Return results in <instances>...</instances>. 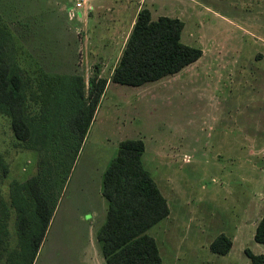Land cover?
Instances as JSON below:
<instances>
[{
    "label": "rangeland",
    "instance_id": "obj_1",
    "mask_svg": "<svg viewBox=\"0 0 264 264\" xmlns=\"http://www.w3.org/2000/svg\"><path fill=\"white\" fill-rule=\"evenodd\" d=\"M74 1L0 0V29L12 38L33 130H43L60 77H83L87 88L95 76L109 81L66 181L58 150L20 141L0 109V264H28L20 221L22 213L35 220V205L25 186L50 167L58 168L52 190L63 191L33 264L101 256L103 177L128 139L146 144L144 167L170 206V217L148 232L163 264H252L247 249L264 254L255 241L264 218V0H96L93 12L71 21ZM143 9L154 21H183L182 42L203 57L139 88L114 84ZM221 234L233 241L226 256L210 251Z\"/></svg>",
    "mask_w": 264,
    "mask_h": 264
},
{
    "label": "trees",
    "instance_id": "obj_2",
    "mask_svg": "<svg viewBox=\"0 0 264 264\" xmlns=\"http://www.w3.org/2000/svg\"><path fill=\"white\" fill-rule=\"evenodd\" d=\"M184 28V22L179 19L161 17L154 21L149 9L141 10L111 81L121 86L142 87L177 75L197 63L204 53L182 42ZM59 81L43 130H33L26 113L23 76L15 69L12 38L0 29V109L12 117L13 130L20 141L40 143L46 154L51 146L58 150L61 159L57 165L66 181L109 81L95 76L89 80L88 88L80 76H64ZM145 152L143 140L122 141L104 174L103 196L108 202V212L97 240L106 264H163L158 244L148 232L167 219L171 210L144 167ZM58 168H48L25 186L35 205V220L22 213L20 221L22 237L29 244L28 264L36 259L63 191L62 184H56L58 191H53L49 181ZM255 241L264 245V218L257 226ZM232 248L233 241L226 234L218 236L210 245V251L219 256L228 255ZM245 253L252 264H264V254L256 255L249 249Z\"/></svg>",
    "mask_w": 264,
    "mask_h": 264
},
{
    "label": "built area",
    "instance_id": "obj_3",
    "mask_svg": "<svg viewBox=\"0 0 264 264\" xmlns=\"http://www.w3.org/2000/svg\"><path fill=\"white\" fill-rule=\"evenodd\" d=\"M96 0H75L68 9V16L71 21L80 19L82 12L92 11L93 2Z\"/></svg>",
    "mask_w": 264,
    "mask_h": 264
},
{
    "label": "crops",
    "instance_id": "obj_4",
    "mask_svg": "<svg viewBox=\"0 0 264 264\" xmlns=\"http://www.w3.org/2000/svg\"><path fill=\"white\" fill-rule=\"evenodd\" d=\"M97 1H100V0H97ZM94 7H96V6H93L92 5V11H89V12H93L94 11ZM137 21V20H136ZM136 21H135V23H136ZM135 23H134V25H135ZM131 35V34H130ZM120 60V59H119ZM117 65H118V63H117ZM117 65H116V67H117ZM116 69V68H115ZM115 71V70H114ZM114 71H113V73H114ZM113 73H112V75H113ZM137 88H139V87H137ZM101 104V103H100ZM100 107V106H99ZM94 123V122H93ZM93 123H92V125H93ZM91 128H92V126L90 127V129H89V131L91 130ZM88 134H89V132H88ZM88 134H87V136H88ZM87 138V137H86ZM123 141H125V140H123ZM122 142V141H121ZM120 142V143H121ZM119 143V144H120ZM159 186V185H158ZM171 215V214H170ZM170 217V216H169ZM168 217V218H169ZM102 226V225H101ZM101 226H100V228H101ZM99 228V229H100ZM99 242V241H98ZM99 244V246H100V254H102V247H101V244L100 243H98ZM91 264H106V260H105V258H104V256H103V254L100 256H98V257H95L94 259H91Z\"/></svg>",
    "mask_w": 264,
    "mask_h": 264
}]
</instances>
